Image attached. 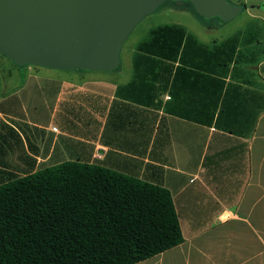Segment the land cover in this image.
Segmentation results:
<instances>
[{"label":"crops","instance_id":"crops-1","mask_svg":"<svg viewBox=\"0 0 264 264\" xmlns=\"http://www.w3.org/2000/svg\"><path fill=\"white\" fill-rule=\"evenodd\" d=\"M104 71L115 69L18 65L0 53V184L68 160L111 168L167 188L178 215L183 241L135 264H264L263 99L260 113L230 114L254 119L237 135L215 126L218 108L201 107L198 83L171 94L134 78L133 58L125 79ZM263 75L251 86L262 95Z\"/></svg>","mask_w":264,"mask_h":264},{"label":"trees","instance_id":"trees-1","mask_svg":"<svg viewBox=\"0 0 264 264\" xmlns=\"http://www.w3.org/2000/svg\"><path fill=\"white\" fill-rule=\"evenodd\" d=\"M261 73L254 24L209 45L181 25H158L133 57L134 78L171 94L178 82L198 83L201 107L218 108L215 126L237 135L254 119L230 114L260 113L264 95L251 86ZM182 241L170 191L111 168L68 160L0 184V264H135Z\"/></svg>","mask_w":264,"mask_h":264},{"label":"water","instance_id":"water-1","mask_svg":"<svg viewBox=\"0 0 264 264\" xmlns=\"http://www.w3.org/2000/svg\"><path fill=\"white\" fill-rule=\"evenodd\" d=\"M162 1L0 0V53L18 65L116 69L123 39ZM189 1L200 16L223 21L243 7L225 0Z\"/></svg>","mask_w":264,"mask_h":264},{"label":"rangeland","instance_id":"rangeland-1","mask_svg":"<svg viewBox=\"0 0 264 264\" xmlns=\"http://www.w3.org/2000/svg\"><path fill=\"white\" fill-rule=\"evenodd\" d=\"M225 1L231 5L243 6L236 16L226 21L221 20L218 16H212L209 18L198 16L195 13L193 4L189 0L162 1L156 8L145 14L123 39L118 50V68L115 69V71L104 72H111L107 74H113L112 76L118 79L127 78L132 71V58L137 44L148 37V32L151 28L158 25H181L187 32L193 34L201 43L212 44L215 42L218 43L237 32L245 30L250 24H254L260 31V39L264 40V0ZM10 64L12 63L10 62ZM47 72L55 73L58 72V70L49 69ZM20 73L23 78L27 79L24 67L20 68ZM38 73V75L41 74L40 72ZM32 94L33 90L29 86L23 92V95H26L28 98ZM35 94L39 95V92L35 91ZM33 111L34 110L31 106V109H29L28 112L32 114ZM41 116L43 118L47 117V109H45L42 104Z\"/></svg>","mask_w":264,"mask_h":264}]
</instances>
